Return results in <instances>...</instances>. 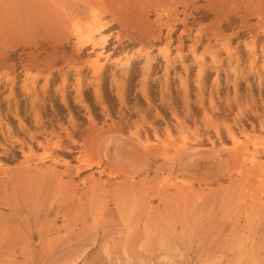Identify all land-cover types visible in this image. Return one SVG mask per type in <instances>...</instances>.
Instances as JSON below:
<instances>
[{
  "label": "rangeland",
  "instance_id": "obj_1",
  "mask_svg": "<svg viewBox=\"0 0 264 264\" xmlns=\"http://www.w3.org/2000/svg\"><path fill=\"white\" fill-rule=\"evenodd\" d=\"M0 264H264V0H0Z\"/></svg>",
  "mask_w": 264,
  "mask_h": 264
}]
</instances>
